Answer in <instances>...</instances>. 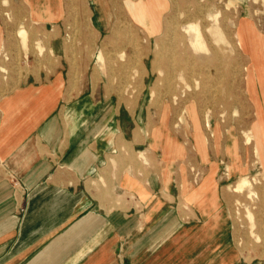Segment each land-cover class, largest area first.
<instances>
[{
  "label": "rangeland",
  "instance_id": "rangeland-1",
  "mask_svg": "<svg viewBox=\"0 0 264 264\" xmlns=\"http://www.w3.org/2000/svg\"><path fill=\"white\" fill-rule=\"evenodd\" d=\"M49 3L56 4L60 19L48 25L44 20L33 19L35 11L47 9ZM131 16H146L147 27ZM214 17L220 24L221 36L209 30ZM190 23L200 26L210 51L218 46L227 48L226 53L219 55L226 54L231 67L216 71L210 60L212 53L194 49L191 34L184 31ZM0 26L4 35L0 79L36 75L37 61L47 58L46 29L61 28L63 35L55 43L57 51L62 53L65 40L70 48L66 60L56 58L61 66L56 73L65 80L73 78L85 83L82 92L94 91L100 98L114 94L130 109L137 108L135 122L148 132V137L151 130H164L181 149L172 169L187 176L185 183L190 188L215 191L212 205L219 207L220 212L210 236H215V242L220 237L231 239L227 247L231 248L232 264H264V121H259L256 105L240 83L244 67L251 62L237 34L244 26L264 41V0H0ZM118 27L121 33L115 36L113 31ZM22 29L26 34L20 33ZM237 52L243 54L241 61ZM100 53L104 57L98 60ZM72 62L77 68H68ZM237 75L239 81L233 78ZM187 84L194 91H201L197 98L192 95L193 90L186 89ZM156 85L161 94L155 101L151 90ZM257 85L254 97L264 116V92ZM192 105L198 113V129L184 114ZM121 113L117 117L120 125L131 127L133 122L124 108ZM61 118L72 130L76 116L64 110ZM92 119H84L89 132L99 127L96 122L92 124ZM143 155L141 160L147 162ZM251 191L260 199L248 198ZM184 207L191 211L190 204ZM177 248L166 250L163 256L151 251L135 259L121 258V264L201 262L198 254L194 263L183 255L175 257L177 252H197L200 245H184L179 251ZM204 248H217L218 253L223 245ZM125 251L126 248L124 254Z\"/></svg>",
  "mask_w": 264,
  "mask_h": 264
},
{
  "label": "crops",
  "instance_id": "crops-1",
  "mask_svg": "<svg viewBox=\"0 0 264 264\" xmlns=\"http://www.w3.org/2000/svg\"><path fill=\"white\" fill-rule=\"evenodd\" d=\"M46 8L33 19H60L56 4ZM46 32L47 58L36 75L0 79V264H121L189 244L201 248L175 257L232 264L231 239L210 236L220 212L215 191L190 188L172 169L180 147L164 130L148 137L135 122L137 108L114 94L82 92L85 83L58 75L56 58L66 60L70 46L65 40L58 53L62 29ZM3 36L0 26V51ZM122 108L129 128L117 120ZM64 110L77 118L70 131ZM87 118L98 129L89 132ZM214 244L223 248H204Z\"/></svg>",
  "mask_w": 264,
  "mask_h": 264
},
{
  "label": "bare ground",
  "instance_id": "bare-ground-1",
  "mask_svg": "<svg viewBox=\"0 0 264 264\" xmlns=\"http://www.w3.org/2000/svg\"><path fill=\"white\" fill-rule=\"evenodd\" d=\"M134 7H135V5H134ZM137 10L138 9H136L135 11L137 12ZM143 10H145V7H144ZM131 17L135 21L138 20L137 22L142 24L144 27H147L145 25L147 23V20H145L146 16H131ZM137 17L140 18L141 20L137 19ZM214 21H215L214 25H212V27H210L209 30L212 32V34H215V35L217 34V35L221 36V34H220L221 28H220V24L218 25V23H217V17H214ZM124 27H126V26H123V28ZM168 27L169 28H167V30L171 31V26H168ZM118 29H119V27H118ZM118 29L115 30V32L113 31V34L115 36H117L118 33H121L120 29L119 30ZM22 30H23V32L20 31V33H25L26 34V30L25 29H22ZM127 30H129V29H127ZM184 31L186 33H190L191 34L190 41H191V43H192V45H193V47H194V49L196 51L197 50H205L206 52H211L212 53L211 54L212 57H211L210 60H211V64L214 65V69L216 71H220V68H226V66H228V67L232 66V61H231V59L229 57H227L226 54L225 55H221V56L219 55V53H221V54L226 53V51H227L226 49L227 48H223L222 46H218V47H214L210 51V49L208 48L207 44H205V40H204L205 34L202 32V29L200 28V26L198 24L190 23V24H188V25H186L184 27ZM237 34L239 36L240 45L244 48L243 50L245 51V53L249 52L250 62H251V64H249V65L247 64V66L244 67L243 70L245 71V73H244V75L241 73L240 77L243 78V81L241 79L240 83H242V84H244L246 86L247 92L249 93V98L256 105L257 116H258L259 121L261 122L260 119H262L264 121V116H263V112H262V106H260L258 104L257 99L254 97L255 96L254 91L256 90L255 88H256V83H257L258 84L257 86H259L258 88L262 89V92H264V41L262 40V38H260L259 34H256V32L253 31L252 29L250 30L249 28H246V27L244 28V26H241L239 28V31H238ZM217 41H216V43H217ZM133 44H134V42H133ZM237 53L240 55V56H237V57L241 61L242 60L241 58L243 57V54L240 53V52H237ZM102 57H104V56L102 55V53H100L99 56H98V60L102 59ZM168 61H170V60H168ZM217 74H219V73L217 72ZM219 75H221V74H219ZM233 78H235L236 80L238 79V81H239L238 75H237V77H233ZM186 89L188 91H192L193 90L192 91L193 92L192 95L194 97H196V98L201 93V91H194L193 87L191 85H189V84H187ZM151 92H152L151 95H152V99L153 100L156 101V100H158L160 98V94L161 93H160V87L158 85L154 86V88L151 90ZM244 99L246 100L247 98H244ZM246 105H248V103ZM184 111H185L184 114H187V116L191 119L192 123L194 124L195 128L198 129L199 128V123H198V120H197L198 119V113H197V110H196L195 106L192 105L189 108H186ZM181 119L183 120L184 117H182ZM261 127H262V134H263V137H264V126H261ZM256 140H257L256 143L259 146V139L257 138ZM233 147L230 146V148H233ZM259 157H260V152H259ZM260 159H261V157H260ZM262 163H264V161ZM262 179L264 180V174L262 176ZM248 198H250L252 201H255V199H260L257 196L256 192H254V191H251L249 193ZM249 216H250V218L252 220L253 213L251 211L249 213ZM251 228H253V227H251ZM262 241H264V240H262Z\"/></svg>",
  "mask_w": 264,
  "mask_h": 264
}]
</instances>
